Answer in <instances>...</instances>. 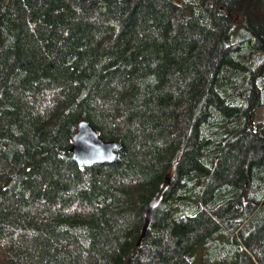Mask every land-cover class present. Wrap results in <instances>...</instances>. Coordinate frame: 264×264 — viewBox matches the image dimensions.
I'll list each match as a JSON object with an SVG mask.
<instances>
[{
    "label": "trees",
    "instance_id": "1",
    "mask_svg": "<svg viewBox=\"0 0 264 264\" xmlns=\"http://www.w3.org/2000/svg\"><path fill=\"white\" fill-rule=\"evenodd\" d=\"M262 109L264 0H0V264H264Z\"/></svg>",
    "mask_w": 264,
    "mask_h": 264
},
{
    "label": "water",
    "instance_id": "2",
    "mask_svg": "<svg viewBox=\"0 0 264 264\" xmlns=\"http://www.w3.org/2000/svg\"><path fill=\"white\" fill-rule=\"evenodd\" d=\"M118 148L119 144L116 141L103 140L89 122L82 121L79 123L78 130L74 135L71 153L73 160L80 167H91L115 162L118 157ZM169 185V179L162 183L159 191L149 204L148 216L161 206Z\"/></svg>",
    "mask_w": 264,
    "mask_h": 264
},
{
    "label": "rangeland",
    "instance_id": "3",
    "mask_svg": "<svg viewBox=\"0 0 264 264\" xmlns=\"http://www.w3.org/2000/svg\"><path fill=\"white\" fill-rule=\"evenodd\" d=\"M258 119L261 121V122H264V109L260 110L259 113H258Z\"/></svg>",
    "mask_w": 264,
    "mask_h": 264
}]
</instances>
